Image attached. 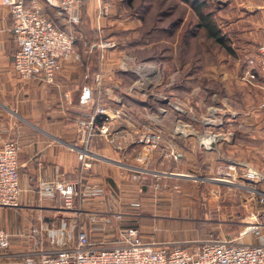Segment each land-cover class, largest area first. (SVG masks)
<instances>
[{
  "label": "rangeland",
  "instance_id": "1",
  "mask_svg": "<svg viewBox=\"0 0 264 264\" xmlns=\"http://www.w3.org/2000/svg\"><path fill=\"white\" fill-rule=\"evenodd\" d=\"M41 1L44 6L45 2ZM206 1L205 10L212 12L228 47L197 27L196 13L182 0H101L96 16H90L82 2L76 23H70L66 12L59 8L47 7L46 14L58 26L63 22L72 26L81 58L68 64L78 69L77 81L89 72L83 68L90 61L96 62L107 52L115 51L116 58L128 61L137 69L127 74L122 85L132 96L128 102L132 103L133 98L144 100L146 115L162 107L165 126H170L176 118L183 119L182 110H188L189 116L194 111L196 120L212 123L211 127L224 134L225 140L221 159H216L219 165L213 169L207 168L212 159L205 160L201 155L198 165L185 167V172L146 166L153 152H162L173 162L181 157L177 145L164 143L163 129H155L154 121L147 117L143 125L160 133L162 141L149 154L144 151L137 155L144 156L143 163L136 157L133 164L151 170L145 177H133L139 185L132 188L131 198L137 204H127V208L110 206L106 213L82 211L78 205L77 210L67 209L64 202V208L56 211L28 209L21 204L0 206V227L11 238L10 246L0 250V264H25L29 256L39 259L40 251L53 246L48 227L63 216L72 218L77 226L85 224L92 242L106 240L108 246L116 245L122 231L129 227H137L145 241L191 245L208 239L237 238V242L256 243L251 237L255 235L253 232L239 236L253 211L264 209L261 194L253 190L264 191V79L258 75L245 80L244 75L249 57L264 42V0ZM188 28H192V36L185 35ZM187 58L191 62L188 66L184 65ZM123 68L129 66L122 64ZM188 72L192 73L189 82ZM94 85L102 92L104 84L99 72L95 73ZM64 90L52 91L51 114H54L52 110L59 113L62 109ZM20 104L28 120L34 109L44 112L42 101L36 104L38 109L34 108L29 94ZM115 105L113 102L98 105L107 107L113 116L114 110L121 111V116L114 117L111 123L124 117L123 109ZM80 111L76 117L86 118L85 111ZM58 113L55 115L59 116ZM172 149L179 153L178 158L171 154ZM250 170L258 173L257 179L247 178ZM96 220L105 221L108 231L98 228L94 224ZM41 222L47 225L42 228Z\"/></svg>",
  "mask_w": 264,
  "mask_h": 264
},
{
  "label": "crops",
  "instance_id": "2",
  "mask_svg": "<svg viewBox=\"0 0 264 264\" xmlns=\"http://www.w3.org/2000/svg\"><path fill=\"white\" fill-rule=\"evenodd\" d=\"M43 1L44 10H47V7L56 9L57 3L60 2V0ZM82 2L85 3V10L90 16L97 15L101 0L77 1L79 6ZM69 24L63 22L61 27L71 30L72 26ZM12 26L11 11L8 6L0 2V148L9 138L16 139L20 144L21 205L36 210L61 209L63 200L54 186V181L81 178L82 194L77 200V205L82 211L100 210L98 212L106 213L110 206L127 208L129 206L127 204L136 205L137 203L131 198V192L132 188H138L139 184L133 178L134 173L124 167V164H136L137 155L144 154L139 137L143 130L142 125L147 123V117L154 121L155 129H163L164 143L170 141L177 145L181 157L179 161L173 162L162 152H153L154 154L148 157L146 166L157 169L172 168L185 172L183 171L185 167L188 169L198 165L199 155L206 157L205 160L212 159L207 168L213 169L219 165L216 159H221V147L225 138L224 134L211 127L212 123L196 120L194 111L189 116L188 110L184 109L181 111L183 119L176 118L170 126H165L162 121L164 112L162 107L151 115H146L147 105L144 100L133 98L132 103L128 102L132 96L127 94L122 85L127 74L137 69L128 61L116 58L115 51H109L96 62L93 60L85 65L83 69H88L89 72H85L78 81L76 79L78 69L73 68L68 61L64 62L56 73L54 82H48L43 72L28 80L16 76L13 60L18 45L14 39ZM176 28L179 29V26ZM188 60V58L185 60L184 65L191 64ZM122 64H126L129 68L121 69ZM140 69L143 70L138 68L139 71ZM94 71L102 76L104 84L102 92L94 85ZM190 75L192 73L188 72L186 80L188 82ZM62 88H65L64 93L61 94L63 107L59 113L52 110L54 114H51L52 91ZM85 88H89V97L86 100L83 99ZM27 94L30 95L34 108L38 109L36 104L42 101L44 110L41 113L34 109L29 120L20 109V103ZM159 98L157 99L160 100ZM106 102H113L115 106L123 109L124 117L113 120L107 134L91 131L82 133L76 121V115L82 111L77 107L84 106L93 112L99 104L104 105ZM190 108L192 111L193 107ZM137 113L139 118H136ZM220 127L219 125L217 128ZM82 150L88 152V159L91 162L90 168L83 176L80 174L82 161L79 157ZM202 163L205 165L206 161ZM94 215L95 212L92 213V216ZM94 224L103 232L108 231L106 230L108 224L105 221L96 220ZM46 225L47 222H41L42 228ZM51 225L53 226L48 227L47 234L52 241V250L74 243L79 230H86L85 224L77 226L72 218L64 216ZM251 237L256 243H264V229L260 235Z\"/></svg>",
  "mask_w": 264,
  "mask_h": 264
},
{
  "label": "built area",
  "instance_id": "3",
  "mask_svg": "<svg viewBox=\"0 0 264 264\" xmlns=\"http://www.w3.org/2000/svg\"><path fill=\"white\" fill-rule=\"evenodd\" d=\"M78 0H60L58 8L66 12L68 21L76 23L80 18ZM9 7L13 20V35L18 45L13 60V69L19 78L28 80L43 72L48 82H54L56 73L67 61L79 60L80 53L76 49V37L71 30L58 26L48 17L40 0H0ZM258 75L264 79V42L255 55L250 56L244 75L245 80H253ZM264 106V100L262 102ZM108 112L107 107L97 106L91 113H85L86 118L77 122L84 134L98 132L107 134L111 120L121 116L120 110ZM80 113L77 114V116ZM139 141L143 144L145 154L160 146L162 135L151 131L143 125ZM20 144L14 138H9L0 148V206L17 207L20 202L19 179ZM175 158L179 153L172 149ZM82 161L81 176L91 166L86 150L79 153ZM137 161L143 163L144 156H138ZM135 177H145L151 170L133 164H124ZM147 173V174H148ZM247 178L251 181L258 178L256 171H248ZM82 179V178H81ZM79 180H56L55 188L60 192L64 206L77 210V200L82 194ZM261 194L264 202V193ZM86 193V192H85ZM245 232L260 235L264 228V209L253 212L246 220ZM37 229L34 233H37ZM116 245H105L106 240L94 243L88 232L79 230L74 243L40 251L41 257L29 256L25 264H264V243H241L235 239H208L191 245L180 242L145 241L137 227H129L122 231ZM10 234L0 227V250L10 246Z\"/></svg>",
  "mask_w": 264,
  "mask_h": 264
},
{
  "label": "trees",
  "instance_id": "4",
  "mask_svg": "<svg viewBox=\"0 0 264 264\" xmlns=\"http://www.w3.org/2000/svg\"><path fill=\"white\" fill-rule=\"evenodd\" d=\"M128 1L132 2L133 0H128ZM182 1L190 4L194 12L196 13L198 17L197 27H199V29H202L209 38H213L216 42L220 43L221 45L227 46L226 40L222 35L220 28L217 26L213 18L212 12H206L205 10V7L207 6V1L206 0H182ZM175 23L176 22H174L172 26H175ZM191 32L193 33L192 28H188L185 35L192 36Z\"/></svg>",
  "mask_w": 264,
  "mask_h": 264
},
{
  "label": "water",
  "instance_id": "5",
  "mask_svg": "<svg viewBox=\"0 0 264 264\" xmlns=\"http://www.w3.org/2000/svg\"><path fill=\"white\" fill-rule=\"evenodd\" d=\"M123 65H125V64H123ZM123 69H125V68H123ZM88 97H89V88H85V92H84L83 99L86 100ZM77 109L84 110V111H87L88 110V108H86L84 106H78Z\"/></svg>",
  "mask_w": 264,
  "mask_h": 264
}]
</instances>
